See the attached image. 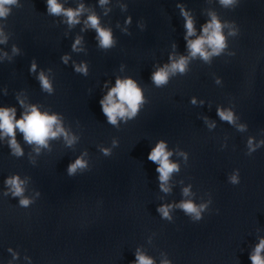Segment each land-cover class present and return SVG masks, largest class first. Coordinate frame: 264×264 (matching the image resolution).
Instances as JSON below:
<instances>
[{
  "label": "water",
  "instance_id": "1",
  "mask_svg": "<svg viewBox=\"0 0 264 264\" xmlns=\"http://www.w3.org/2000/svg\"><path fill=\"white\" fill-rule=\"evenodd\" d=\"M0 264H264V0H0Z\"/></svg>",
  "mask_w": 264,
  "mask_h": 264
}]
</instances>
